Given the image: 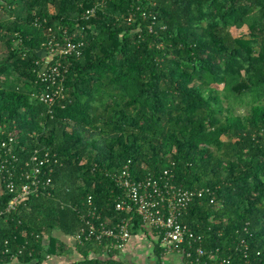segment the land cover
<instances>
[{"label":"trees","instance_id":"1","mask_svg":"<svg viewBox=\"0 0 264 264\" xmlns=\"http://www.w3.org/2000/svg\"><path fill=\"white\" fill-rule=\"evenodd\" d=\"M65 36L83 48L61 59L66 98L49 114L35 97L46 89L41 57ZM238 99L247 113H236ZM0 127L22 162L36 148L58 161L51 195L0 220L3 263L131 264L104 256L105 243L66 240L89 195L107 225L128 216L113 180L128 166L136 180L169 171L178 186L210 189L182 218L208 264L211 253L264 264V0H0ZM12 198L0 194V208ZM141 228L136 218L133 235ZM154 246L161 263V237Z\"/></svg>","mask_w":264,"mask_h":264},{"label":"built area","instance_id":"2","mask_svg":"<svg viewBox=\"0 0 264 264\" xmlns=\"http://www.w3.org/2000/svg\"><path fill=\"white\" fill-rule=\"evenodd\" d=\"M95 15L96 9L92 8L85 12L83 18L89 20ZM128 21H132V17ZM64 41L62 44L58 38L50 39L41 57L43 64L38 72V80L46 85V89L35 97L46 105L49 114L53 113L57 103L66 98L63 85L68 70L62 65L61 59L79 56L83 48V43L74 42L72 37L65 36ZM15 145L14 135L7 134L5 128L0 127V194L6 192L13 196L5 208H0V220L16 211L20 204L31 197L51 195L49 189L55 187L51 165H56L58 161L51 157L50 152L36 148L22 162L20 157L13 154ZM173 179L171 172L164 171L160 176L136 180L130 168L125 166L113 175V180L123 191V197L116 203V210L128 216L120 222L107 225L101 221L99 208L94 204L93 196L89 195L83 212H80L83 226L73 240L80 245L88 242L105 243L104 256L115 250L120 257L133 237L136 218H139L142 226L139 231L152 232L155 241L161 237L164 253L160 264H167L165 259L169 256L179 257L180 262L177 264H183L184 257L186 264H208L204 260L206 255L202 238L184 224L182 218L197 199L210 193V189H185L174 183ZM243 244L247 245L245 241ZM9 246V239H0V264H5L3 258L10 252ZM22 251L19 250L20 255ZM208 257L215 259V264H232L230 259L217 262L218 258L214 253ZM52 260L53 257L47 256V261ZM15 263L19 264L17 254H13L11 262L6 264ZM243 264L252 263L247 260Z\"/></svg>","mask_w":264,"mask_h":264},{"label":"crops","instance_id":"3","mask_svg":"<svg viewBox=\"0 0 264 264\" xmlns=\"http://www.w3.org/2000/svg\"><path fill=\"white\" fill-rule=\"evenodd\" d=\"M69 240H71V244L75 243L74 240ZM154 243L155 238L152 232L138 231L133 235L124 253L120 254V258L131 264H160ZM72 254L73 258H81L75 251ZM179 259L177 256H169L165 260L167 264H177L180 262Z\"/></svg>","mask_w":264,"mask_h":264},{"label":"rangeland","instance_id":"4","mask_svg":"<svg viewBox=\"0 0 264 264\" xmlns=\"http://www.w3.org/2000/svg\"><path fill=\"white\" fill-rule=\"evenodd\" d=\"M247 31V28L246 27H244L243 29H241V30H236V29H232V33L235 35V36H237V35H239V34H241V33H244V32H246ZM220 89L222 88V86H220L219 87ZM248 102H249V100L248 99H238V100H236V101H232V104H233V106H234V108H235V111H236V113L237 114H245V113H247V110L249 109L248 108ZM226 103V102H225ZM227 104V103H226ZM67 241H68V243L70 244V245H72L71 244V240H69V239H66ZM73 251H70L69 252V254H68V259H70V260H73L74 258H73Z\"/></svg>","mask_w":264,"mask_h":264}]
</instances>
